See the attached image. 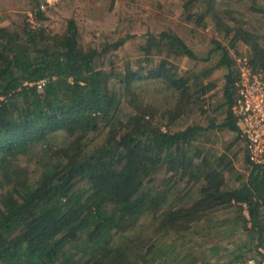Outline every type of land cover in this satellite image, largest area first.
<instances>
[{"label": "trees", "instance_id": "1", "mask_svg": "<svg viewBox=\"0 0 264 264\" xmlns=\"http://www.w3.org/2000/svg\"><path fill=\"white\" fill-rule=\"evenodd\" d=\"M43 1L26 4L39 26L26 13L0 24V264H239L260 255L264 165L251 163L232 106L241 43L264 75V0H168L195 38L210 26L223 36L201 54L150 25L141 33L149 52L126 67L116 52L132 50L131 28L87 41L74 16L61 30L49 24L74 0L49 10ZM138 1L123 12L131 27L147 10ZM240 140L242 169L228 153ZM136 221L144 226L129 232Z\"/></svg>", "mask_w": 264, "mask_h": 264}, {"label": "rangeland", "instance_id": "2", "mask_svg": "<svg viewBox=\"0 0 264 264\" xmlns=\"http://www.w3.org/2000/svg\"><path fill=\"white\" fill-rule=\"evenodd\" d=\"M128 1L129 0H115L114 2L113 0H74L73 3L58 8L57 12L52 14V20L49 21V24L56 28V30H61L63 25L62 22L74 16L84 28L83 35L87 41L97 37H99V39H104L106 37V32L111 34L112 31L115 33V36L118 37L123 34L124 29L131 28L132 33H137L139 37L131 45V51L128 52L126 47H123L116 52L117 64L121 67H126L130 59L135 63V59L138 55H141L140 49H143L144 52H149L147 46L149 42L146 43V38H141V33L150 25L156 33L162 27L173 30L191 46H199L201 54L207 52L213 37L221 38L223 36L222 32H219L217 27L210 26L202 30L203 35L200 40L195 38L192 34L193 23L187 21L185 16H181L179 13L169 11L170 7L168 6V0H163V10L152 5L153 2H157L158 0H139L137 4L147 10L143 12L142 17H137V21L133 24L134 27H131L132 23L128 20L129 16H125L126 14L123 13L125 12L124 10L132 13L134 11V8L129 6ZM180 1L181 0H176V2ZM226 1L228 0H222L220 2L222 5L227 6ZM28 2L29 0H0V24H9L16 20L22 21L24 15L21 14H27V11L30 10L26 8ZM245 6L248 5L246 4ZM151 12L154 14L152 22L151 19L148 18ZM6 13L10 14L9 17L1 19ZM250 23L253 26H262V22L257 20V18L250 19ZM250 23L247 25L248 27H252ZM246 48V44L241 43L240 50L243 53L246 52ZM154 57L158 58L160 54L154 52ZM157 84V82L147 84V91L148 89H155ZM177 128L178 127H175L174 129ZM244 145L245 142L240 140L235 147L228 152L229 155L234 158L237 167H241V169L244 163ZM218 147L224 149V147H221V144H219ZM156 177L160 180L162 175L157 173ZM183 202L184 199H179L176 201V204L182 205ZM141 226H144V222L141 223V221H136L133 222L127 230L129 232H137L140 230Z\"/></svg>", "mask_w": 264, "mask_h": 264}, {"label": "built area", "instance_id": "3", "mask_svg": "<svg viewBox=\"0 0 264 264\" xmlns=\"http://www.w3.org/2000/svg\"><path fill=\"white\" fill-rule=\"evenodd\" d=\"M59 1L44 0L40 8L47 10ZM27 20L33 27L40 25L33 9L27 11ZM235 59L240 67V78L236 83L237 99L232 109L238 118L251 163L264 165V75L254 71L246 53L236 55ZM43 84L44 81H41L40 85ZM260 251V255L239 264H264V246L260 247Z\"/></svg>", "mask_w": 264, "mask_h": 264}, {"label": "crops", "instance_id": "4", "mask_svg": "<svg viewBox=\"0 0 264 264\" xmlns=\"http://www.w3.org/2000/svg\"><path fill=\"white\" fill-rule=\"evenodd\" d=\"M231 156V155H230ZM232 157V156H231ZM233 158V157H232ZM234 159V158H233Z\"/></svg>", "mask_w": 264, "mask_h": 264}]
</instances>
